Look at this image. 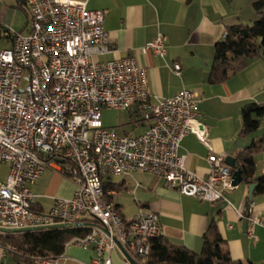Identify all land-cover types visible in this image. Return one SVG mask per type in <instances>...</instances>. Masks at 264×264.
Listing matches in <instances>:
<instances>
[{
    "label": "built area",
    "instance_id": "obj_1",
    "mask_svg": "<svg viewBox=\"0 0 264 264\" xmlns=\"http://www.w3.org/2000/svg\"><path fill=\"white\" fill-rule=\"evenodd\" d=\"M24 1L29 31L6 30L11 46L0 47V162L9 166L0 180V227L89 226L90 233L68 244H93L90 264H112L110 252L117 246L112 237L141 264L149 254L150 239L161 235L158 216L140 210L123 217L103 188L104 176L151 172L181 194L230 203L224 192L234 188L232 172L223 156L210 153L207 176H198L178 154L188 133L211 149L197 107L199 94L182 89L152 103L146 69L134 56L95 60L110 50L103 28L106 9H87L80 0ZM164 41L157 33L144 49L164 56ZM172 70L178 74L179 64ZM133 107L153 118L143 133L118 136L103 124L104 109ZM63 160L71 168L72 196L55 198L46 212L36 210L30 186L46 167L62 170ZM243 209L252 238L254 226L264 227V214L254 212L252 200ZM86 218L96 220L108 234ZM55 259L19 264H50Z\"/></svg>",
    "mask_w": 264,
    "mask_h": 264
},
{
    "label": "crops",
    "instance_id": "obj_2",
    "mask_svg": "<svg viewBox=\"0 0 264 264\" xmlns=\"http://www.w3.org/2000/svg\"><path fill=\"white\" fill-rule=\"evenodd\" d=\"M80 1H86L90 10L106 9L103 28L110 50L97 55L95 60L134 56L137 63L146 69L152 103L160 97L173 96L182 89L199 94L197 107L211 149L194 134H186L178 146V154L185 157V167L189 171L198 176H207L209 164L206 158L210 153L223 156L224 162L228 156L235 159L237 153L254 139L246 136L240 138L238 135L240 112L242 105L248 102L264 104V58L248 60L246 68L218 84L209 83L208 75L214 43L223 37L226 27L248 25L256 19L257 13L252 7L255 0ZM29 19L24 0H0V47L11 46V40L5 35L6 30L26 34ZM157 33L163 34L166 48L165 55L159 57L144 49ZM175 63L180 66L178 74L172 70ZM133 108L137 114L144 113L148 123L138 133L141 134L152 124L153 118L147 112ZM254 157L255 176H260L264 174V153ZM259 162L262 165L257 174ZM103 183L108 187V196L119 214L127 218L125 211L129 206L134 208L131 216L140 210L156 213L161 235L170 242L198 252L202 247L203 234L210 221L214 220L232 259L264 264V227L254 226L253 237L250 238L247 234L249 224L247 222L244 227L247 220L241 216L249 200L248 184L241 182L226 190L224 197L230 202L227 203L225 199L209 202L181 194L165 186L164 180L151 172L106 175ZM74 189L75 184L63 170L46 167L30 186L35 195L33 207L46 212L55 198H69ZM252 195L254 212L264 214V192L254 193L253 190ZM45 198L50 200L47 209L41 201ZM110 253L112 264H129L118 246ZM94 256L93 244L87 247L67 244L64 252L50 264H90ZM0 264H18L11 252L1 245Z\"/></svg>",
    "mask_w": 264,
    "mask_h": 264
},
{
    "label": "trees",
    "instance_id": "obj_3",
    "mask_svg": "<svg viewBox=\"0 0 264 264\" xmlns=\"http://www.w3.org/2000/svg\"><path fill=\"white\" fill-rule=\"evenodd\" d=\"M252 7L257 18L250 24H235L226 27L222 38L213 45V58L208 75V82L218 84L224 82L246 68L248 60L264 58V0H255ZM241 126L238 135L245 137L257 130L264 118V104L248 102L241 107ZM264 153V134L254 138L237 153L235 166L229 171L239 168L242 183L253 184L254 193L264 192V174L255 176L257 154ZM48 159V158H47ZM64 174L70 178L71 168L66 161H61ZM104 190L107 186L102 182ZM114 187V186H111ZM110 199V197L108 196ZM117 211L116 206L113 205ZM90 223L98 224L92 218ZM89 226L51 228L37 231L1 233L0 245L8 249L16 262L32 263L39 258H57L66 245L74 238L84 237L90 233ZM253 264L250 260H234L231 258L224 239L217 230L214 220L208 224L203 234L200 251L186 248L170 242L163 235L150 239V251L141 264Z\"/></svg>",
    "mask_w": 264,
    "mask_h": 264
},
{
    "label": "rangeland",
    "instance_id": "obj_4",
    "mask_svg": "<svg viewBox=\"0 0 264 264\" xmlns=\"http://www.w3.org/2000/svg\"><path fill=\"white\" fill-rule=\"evenodd\" d=\"M0 46H2L1 42H0ZM144 117H145L144 113L137 114L134 111V108H131V110L129 111L127 110L123 111L118 109H104L102 112V120L104 121L105 125L110 127V129L118 136L136 135L142 132L144 127L148 124L147 120ZM263 134H264V119L262 118L260 127L251 134L247 135L246 137H248L249 139L258 138V137H262ZM260 157H263V155H261ZM261 165H262L261 162H259L257 174L260 171ZM8 172H9L8 164L4 162H0V180H4ZM46 193L49 192L46 191ZM41 201L43 207L47 209L50 205V200L45 198V199H41ZM133 211L134 208L132 206H129L126 209L125 214L127 218L131 216V213H134Z\"/></svg>",
    "mask_w": 264,
    "mask_h": 264
},
{
    "label": "water",
    "instance_id": "obj_5",
    "mask_svg": "<svg viewBox=\"0 0 264 264\" xmlns=\"http://www.w3.org/2000/svg\"><path fill=\"white\" fill-rule=\"evenodd\" d=\"M225 163L230 168H233L235 166V159L232 158L231 156H228L225 160ZM241 182H242V175H241L240 169L239 168L234 169L232 171V185L237 186ZM255 186H256L255 183L249 185L248 195H247L249 200H252V196H253L252 193H253ZM74 225L76 226L78 224H74ZM91 225L101 229L106 234H108L107 229H105L104 227H100V225L94 224V223ZM71 226L72 225L68 223H55V224H50V225H45V226H37V227L32 226V227H24V228L21 227V228H11V229L0 227V232L1 233H16V232H25V231L45 230V229H51V228H66V227H71ZM246 226H247V221H244V227ZM112 239L115 241V244L120 248V250L124 254L129 264H138L136 260L123 249V247L119 244V242L115 239V237H112Z\"/></svg>",
    "mask_w": 264,
    "mask_h": 264
}]
</instances>
